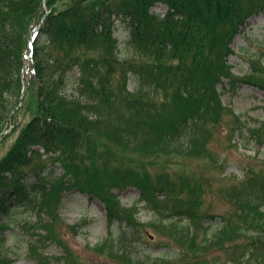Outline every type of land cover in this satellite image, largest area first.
<instances>
[{"label":"trees","instance_id":"obj_1","mask_svg":"<svg viewBox=\"0 0 264 264\" xmlns=\"http://www.w3.org/2000/svg\"><path fill=\"white\" fill-rule=\"evenodd\" d=\"M157 5L167 7L165 15L154 11ZM262 12L264 0H0V107L4 113L14 107L10 113L15 115L21 110L16 108L28 63L23 102L27 107L35 106L33 117L0 159V244L6 240L8 215L19 206L39 208L38 219L46 224L49 238L51 231L42 216L44 210L52 221L59 214L49 212L46 201L56 198L60 209L64 194L78 190L106 207L107 235L92 247L94 253L124 264H171L164 260L135 261L128 246L140 241L141 223L133 214L120 216L107 197L83 186L107 181L92 156L102 145L88 132L99 124L101 116H106L111 126L121 118L125 122L117 121V130L108 127L102 131L114 134L103 135L120 143L126 152L153 148L159 153H187L191 143L186 141H191L194 129L209 121L216 124V118L227 112L218 85L231 92L240 84L264 91V66L260 74L259 68L252 65V74L242 78L232 73L228 59L233 53L230 45L240 29L249 18ZM117 20L127 24L130 43L138 57L118 58L114 36ZM41 21L39 36L31 43ZM130 76L140 80L141 88L129 93ZM144 89L148 90L146 97L139 98ZM168 90L171 95L156 104V96ZM128 110L133 112L130 116L124 114ZM10 113L0 117V129L10 119ZM233 122V133L241 137L244 127L240 117L233 115ZM251 134L264 138V123ZM84 148L90 150L89 154ZM43 157L53 159V165L57 163L63 170L55 182L49 181L55 172L42 162ZM237 180L240 182L229 187L226 194L236 210L235 216L222 217L218 230L203 239L200 247H193L188 261L196 258L201 248L205 251L208 242V248L228 251L244 239L246 250L231 261L264 264V168L248 169ZM108 182L110 190L135 187L139 199L150 210H163L165 215L159 225L177 243L192 238L188 237L191 225L197 230L202 220L214 219L212 215L202 217L194 205L197 201L177 197L167 182L150 185L128 169L114 171ZM111 197L120 205L117 195ZM180 222L186 226H178ZM115 225L123 228L118 237L111 231ZM74 227L76 231L78 226ZM63 261L73 264L70 258ZM0 264L13 262L0 253ZM191 264L207 263L199 259Z\"/></svg>","mask_w":264,"mask_h":264},{"label":"rangeland","instance_id":"obj_2","mask_svg":"<svg viewBox=\"0 0 264 264\" xmlns=\"http://www.w3.org/2000/svg\"><path fill=\"white\" fill-rule=\"evenodd\" d=\"M154 11L164 15L167 8L157 5ZM114 36L117 38L119 59L128 60L139 56L130 43L129 28L122 20L115 22ZM230 48L233 54L228 59L233 67L232 73L237 77H247L252 74L254 70L252 65H255L261 74L264 66V12L247 20L235 36ZM136 87L141 88L140 80L130 76L128 92L136 90ZM217 88L228 113L224 111L222 116L216 118V124H211L208 120L209 122L196 127L191 141L188 143L185 139L188 145L191 143L187 153L180 154L174 150L170 154L159 153L153 148L143 151L147 154L126 152L120 143L115 142L114 139L109 141L103 135L105 132L110 136L114 134L102 131L108 127L111 130L114 128L117 130V121L119 124L125 122L121 118L111 126L106 123V116H101L99 124L88 132L98 144L102 145L99 152H92V156L95 166L100 169L107 181H102L95 186H83L107 197L109 205L115 208L120 216L127 218L133 214L141 223L138 230L141 236L140 241L128 246L129 253L135 261L151 263L164 260L171 264H191L200 259V262L207 264H236L231 259L239 258L247 248L244 239L238 240L228 251H221L218 247L208 248V242L205 244L207 246L205 251L201 248L196 258L192 257L188 261L189 255L194 250L193 247L195 245L197 248L200 247L203 239L218 230L222 217L235 216L236 210L226 199L229 187L239 183L241 179H237L243 177L248 169L260 171L264 168V138L259 139L251 134L264 123V91L249 84H240L233 92L227 91L221 85ZM147 92L148 90L144 89V95L139 98L144 99ZM171 93L172 91L168 90L165 94H158L156 104L162 102ZM5 102L10 104V100ZM12 102L14 106V101ZM20 107L21 110L16 112V115L10 113L14 107L7 109L6 113L0 107V117L4 114L6 117L10 113V119L5 121L4 125L9 127L8 133L0 137V159L7 154L22 128L34 115L35 106L27 107L23 102ZM131 113H133L131 110L124 111L126 116H130ZM233 115L239 116L243 124L241 137H238L237 132L234 134V130L232 131L236 127ZM135 119L136 114H133L132 120ZM4 127L0 130L3 131ZM185 141L183 142L186 145ZM179 145L182 146V142ZM84 151L87 155L90 150L84 148ZM52 161L53 159L42 158V162L53 168L55 175L48 178L49 181L55 182L63 175V170L57 163L53 165ZM85 164L89 165V162ZM33 168L32 165L29 170ZM127 169L132 170V175L134 174L138 180L150 185L158 186L160 183L167 182L177 197L186 201L196 200L197 204L194 205L202 217L212 215L214 219L202 220V226H198L197 230H194L191 225L188 237L192 238L189 241L177 243L171 238L170 232L159 225L165 212L160 210L155 213L150 210L144 200L139 199L137 189L131 187L117 191L108 188L110 175H114V171L122 172ZM113 194L120 198V205L114 203L111 197ZM55 199L53 197L49 202L46 201V208L51 213L57 211L58 218L52 221L46 210H44L45 215H42L49 225L48 231H51L48 233V235L51 234L49 238H46V224L38 219L37 206L34 210L26 206L15 207L6 219L9 228L5 235V242L0 244V253L11 259L13 264H64L63 258L66 260L70 258L73 264H124L92 251V247L103 240L108 231L106 208L102 201L98 199L91 201L87 195L77 190H70L64 194L60 209L57 208ZM38 201L41 204V198ZM184 224L180 222L178 226L185 227ZM205 225H208L207 230L206 228L204 230ZM74 226H78L76 231ZM111 231L118 237L123 228L115 225ZM31 244H34L32 248ZM66 250L68 253H64ZM185 256L188 257L185 258ZM245 259L246 256L243 260Z\"/></svg>","mask_w":264,"mask_h":264}]
</instances>
